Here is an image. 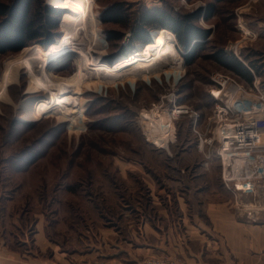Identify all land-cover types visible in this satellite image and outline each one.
<instances>
[{
	"label": "rangeland",
	"instance_id": "374dc122",
	"mask_svg": "<svg viewBox=\"0 0 264 264\" xmlns=\"http://www.w3.org/2000/svg\"><path fill=\"white\" fill-rule=\"evenodd\" d=\"M90 1L91 11L99 18L102 46L98 59L110 64L106 57L115 53L117 44L107 40L106 31L125 28L102 21V11L115 0ZM125 1L132 5L131 10L166 6L188 13L213 0ZM46 3L50 5L48 0ZM197 24L210 29V33L191 64L186 63L174 32L156 29L154 45L137 44L135 52L142 49L149 55L136 64L150 63L156 50L165 48L167 42L159 45L157 37L164 29L172 32L175 40L170 43L173 53L158 58L151 71L144 72L140 66L132 74L134 67L129 66L105 82L94 84L88 80L89 90L80 88L76 99L80 110L77 125H72L68 117L59 120L53 108L54 88L32 91L34 78H30L26 67L19 69L17 82L7 86L11 103L0 101V229L12 247L15 244L16 250L22 251L21 240L31 241L27 238L31 228L35 230V224L42 222L45 237L68 250L77 249L79 238L89 239L106 226H119L125 231L128 219H135L138 210L149 207H191L196 215L203 207H246L251 209L253 219L262 218L264 197L259 199L228 187L222 178L216 142L202 147L190 114L171 122L169 110L174 104L197 110L198 126L204 131L215 109L210 94L214 73L236 78L247 92L255 81L264 90V0L216 1L215 14L208 20L200 18ZM59 29L62 35L61 26ZM218 49L233 52L247 63L255 61L261 65L262 74H255L252 83L242 80L215 59L213 52ZM19 52L0 55V83L5 63ZM125 58L116 55L111 64ZM77 69L75 56L71 55L55 63L52 71L63 78ZM93 72L86 67L88 78L100 73ZM43 105H48L50 111L39 121L34 120L33 115ZM164 127L163 144L152 138ZM27 155H35L36 159L25 167L21 160ZM173 211L175 217L179 216L177 209ZM146 258L150 256L142 258L143 264ZM94 261L99 260L90 262Z\"/></svg>",
	"mask_w": 264,
	"mask_h": 264
},
{
	"label": "crops",
	"instance_id": "0c3cea01",
	"mask_svg": "<svg viewBox=\"0 0 264 264\" xmlns=\"http://www.w3.org/2000/svg\"><path fill=\"white\" fill-rule=\"evenodd\" d=\"M201 210L203 216L191 213V207L144 208L135 219H128L125 231L106 226L89 239L79 238L72 250L45 237L42 222L35 224V230L30 225L31 241L21 240L22 251L14 243L12 247L0 229V264H84L97 259L105 264H143L145 256L167 255L187 264H264V212L256 221L246 207Z\"/></svg>",
	"mask_w": 264,
	"mask_h": 264
},
{
	"label": "trees",
	"instance_id": "16d2710c",
	"mask_svg": "<svg viewBox=\"0 0 264 264\" xmlns=\"http://www.w3.org/2000/svg\"><path fill=\"white\" fill-rule=\"evenodd\" d=\"M216 1L221 0L208 1L205 7L188 13H180L166 6H141L131 10L132 5L125 0L113 1L102 11V21L118 24L125 31L115 28L106 31L107 40L117 44L115 53L106 57V60L111 64L116 55L130 57L137 44L154 45L156 40L153 32L167 28L174 32L186 63L191 64L210 33V29L200 26L197 21L200 18L208 20L215 14ZM67 11L47 4L46 0H0V55L19 52L35 43L49 47L61 37L59 25ZM213 56L223 67L248 83L253 82L255 74H262L261 65L255 61L247 63L233 52L218 49L213 52ZM126 58L111 65L119 66ZM35 159V155H27L21 162L27 167Z\"/></svg>",
	"mask_w": 264,
	"mask_h": 264
},
{
	"label": "bare ground",
	"instance_id": "6f19581e",
	"mask_svg": "<svg viewBox=\"0 0 264 264\" xmlns=\"http://www.w3.org/2000/svg\"><path fill=\"white\" fill-rule=\"evenodd\" d=\"M48 1L53 6L68 9L63 15L60 23L62 35L56 43L51 44L45 50L41 49L38 44L30 45L23 48L16 56L7 60L0 83V101L11 103L12 100L8 94L7 86L17 82L19 69L26 67L30 78H34V88L31 90H40L43 87L45 90L49 91L54 88L51 92L52 94L56 92V100L54 101L55 104L53 108H55L59 120L65 121L68 117L69 119L67 120H70L72 125H77L80 110L76 104V99H78L80 88L88 89V80H93L94 84L96 81H104V79L109 77H115L114 74L118 70L129 66L134 67L132 74H136L140 66L142 67L141 69H144V72H148L151 71L150 69L154 63L157 62L158 58L160 59L162 55H170L173 53L170 43L175 40V36L172 32L164 29L162 33L160 32L157 34V37L160 39L159 45H164V43L167 42L165 44L166 46L165 48H163V46L156 50V55L150 63L144 64L145 66L139 63L136 64L138 61L146 60L149 55L146 50L139 49L131 54V57H129L126 62L119 66L108 64L98 59L101 53L99 47L102 46V40L98 34L99 29L97 28L99 24L98 13L91 11V1ZM241 29L248 34L250 33V30L244 25H241ZM167 34L171 39L167 37ZM71 55L75 56V62L78 64V69L74 72L75 74L73 73L74 75L72 74L62 78L60 75L58 76V74L56 75L53 73L52 69L55 63ZM87 64L89 65L87 66ZM86 67H90L94 72L100 73L88 78ZM37 105H39V102L36 103L35 106L33 105L34 108L37 107ZM179 107L184 108L185 106ZM50 109L48 105L39 107L38 110L40 111L33 115L35 117L34 120L39 121L41 119L40 117L44 113L47 114ZM28 110L32 109L28 107ZM175 110L178 112L177 109ZM169 113L172 115L171 108ZM161 130H163V132L158 131V134L152 139L155 141L159 140L161 141L160 143L164 144L166 136H164L163 133H165L167 129L164 127L161 128Z\"/></svg>",
	"mask_w": 264,
	"mask_h": 264
},
{
	"label": "built area",
	"instance_id": "2783aa9c",
	"mask_svg": "<svg viewBox=\"0 0 264 264\" xmlns=\"http://www.w3.org/2000/svg\"><path fill=\"white\" fill-rule=\"evenodd\" d=\"M212 81L214 88L210 94L214 97L215 109L204 131L198 126L199 112L185 104L171 107L170 120L190 114L200 145L208 147L216 142L225 184L260 199L264 197V90L255 81L247 92L236 78L223 72L214 73ZM144 264L187 263L178 256L167 255L146 258Z\"/></svg>",
	"mask_w": 264,
	"mask_h": 264
}]
</instances>
